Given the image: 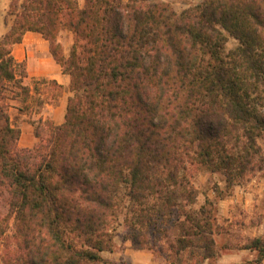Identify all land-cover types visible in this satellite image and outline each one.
Masks as SVG:
<instances>
[{"label": "trees", "instance_id": "obj_1", "mask_svg": "<svg viewBox=\"0 0 264 264\" xmlns=\"http://www.w3.org/2000/svg\"><path fill=\"white\" fill-rule=\"evenodd\" d=\"M8 15L0 264L104 262L118 223L137 248L155 250L158 239L172 264L189 248L213 259L216 201L264 177V0H202L181 11L162 0H11ZM28 32L51 43L71 77L65 122L33 121L32 149L20 147L11 115L37 103L25 63L12 57ZM63 32L73 36L68 55ZM202 172L225 184L197 208ZM245 247L259 253L247 264H260L264 238Z\"/></svg>", "mask_w": 264, "mask_h": 264}, {"label": "crops", "instance_id": "obj_2", "mask_svg": "<svg viewBox=\"0 0 264 264\" xmlns=\"http://www.w3.org/2000/svg\"><path fill=\"white\" fill-rule=\"evenodd\" d=\"M10 3L11 0H1L0 3V39L9 32L13 23L14 18L8 15ZM65 33L70 35L72 44L73 36L69 32H63L59 37L64 53L68 55L72 44L66 45L61 40ZM12 57L17 64L25 63L28 72L25 84L30 86L34 100L37 102L32 103V108L29 110L14 109L12 112L14 111L15 114L11 113L14 125L22 130L20 147L32 149L38 141L35 135L36 125L32 123L33 121L49 119L58 126L65 122L71 96V77L64 73L62 66L52 54L51 43L42 34L26 33L22 42L14 45ZM54 83L56 86L53 85ZM14 117L19 119L14 122ZM218 183L225 184L222 180ZM199 186L196 184L200 190ZM213 194H209L208 197L213 198ZM198 199L201 201L200 198ZM203 205L204 202L201 201L198 206L196 204V207ZM215 205L218 224L222 226L233 223L235 226L248 229L247 237L242 240V244L238 245L231 233L216 234V256L213 259H207L204 264H247L256 261L258 251L245 247V244L250 239L264 238V177L260 176L244 186L236 187L230 195L217 200ZM114 248L113 251L102 253L104 262L101 263L106 264L105 262L112 261L123 264L125 262L169 264L167 260L158 257L156 250L137 248L132 241L124 240L122 236L115 237ZM260 264H264V258Z\"/></svg>", "mask_w": 264, "mask_h": 264}, {"label": "rangeland", "instance_id": "obj_3", "mask_svg": "<svg viewBox=\"0 0 264 264\" xmlns=\"http://www.w3.org/2000/svg\"><path fill=\"white\" fill-rule=\"evenodd\" d=\"M162 1L170 2L175 7L176 10L181 11L185 8L197 5L202 0H162ZM66 34L67 33H65V35H63L61 40L66 45L69 44L71 46L72 39H71L69 34H67V35ZM235 45H236V41L233 39L230 40V42L228 43L229 48H232ZM13 112H12V114H15ZM17 119H19V117L18 118L14 117V122H16ZM258 177H260V176H258ZM258 177H256V179ZM221 180H222V177L220 175H214L213 176V175H210V174L205 173V172L199 173L196 176V178L194 179V182H195V184H199L200 185L199 187L201 188L199 190L200 193H199L198 198H200V200L202 202H204V205L206 203L207 198H209L210 200L216 201V193L214 191V188H215V184H217ZM211 193H214L213 198L208 197V195ZM201 201H199V199H198L197 206H198V203L200 204ZM216 217H217V214H216ZM239 220H242V219H239ZM118 224H116L117 228H115L116 229L115 233H116V236L121 237L123 229H122V226H120ZM238 225H240V224H238ZM247 231H248V229L245 230L244 228H241L239 226H235V224H233V223L223 224L221 226L218 224V221H217V232L219 234L226 233V232L231 233V235L233 236L232 238H234V240L237 241L238 245L242 244L243 243L242 240L246 239V237H247L246 232ZM229 240H231V238H229ZM150 244L157 246L156 247L157 249H155V250H156V253H158L159 258L164 259V260L169 259V260H167L169 262V264H172L176 260V257L168 258V256H169L168 252H160V247L163 246L164 244H161L158 239H155V240L150 239ZM202 255H203V252L201 250H198V249L194 250V248H189L178 257V260L176 263H178V264H204L206 259H204ZM98 264H103V263H98ZM125 264H128V263L125 262Z\"/></svg>", "mask_w": 264, "mask_h": 264}]
</instances>
